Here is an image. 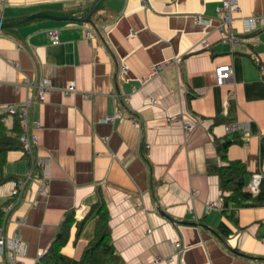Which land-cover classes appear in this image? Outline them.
Masks as SVG:
<instances>
[{
	"label": "crops",
	"instance_id": "obj_1",
	"mask_svg": "<svg viewBox=\"0 0 264 264\" xmlns=\"http://www.w3.org/2000/svg\"><path fill=\"white\" fill-rule=\"evenodd\" d=\"M94 1L0 0V23L39 12L79 18ZM238 3L233 27L243 40L235 44L222 42L217 30L220 0H101L89 21L39 17L0 29L6 133L12 135L18 117L3 109L25 100L23 81L43 78L50 85L45 100L28 110L39 123L36 154L48 165L47 189L39 191L43 173L35 168L4 223L5 236L17 235L26 246L18 262L35 264L72 213L61 253L78 259L95 219L75 236L76 222L100 200L120 264L264 262V204H232L230 220L209 172L223 164L216 143L227 141V159L245 167L243 189L253 173L264 180V28L247 33L240 19L264 14V0ZM50 29L59 31L55 44ZM163 61L171 64L152 77L151 65ZM221 64L233 73L217 86L213 69ZM115 112L120 116L105 120ZM197 118L201 124L185 133L182 122ZM232 122H247L249 135L225 133L223 125ZM4 160L0 207L12 202L29 167L21 147ZM6 259L0 251V264Z\"/></svg>",
	"mask_w": 264,
	"mask_h": 264
},
{
	"label": "built area",
	"instance_id": "obj_2",
	"mask_svg": "<svg viewBox=\"0 0 264 264\" xmlns=\"http://www.w3.org/2000/svg\"><path fill=\"white\" fill-rule=\"evenodd\" d=\"M218 13L221 14V20L218 24L217 30L221 36L222 42H228L230 44H235L242 41L243 38L235 33L233 22L234 15L240 12V5L238 0H220V5L216 9ZM243 23V28L247 33L256 31L259 28H264V14H252L249 16H244L240 18ZM197 20L202 21L200 17ZM47 36L51 44H55L59 38V31L56 29H50L47 31ZM89 37V33L86 34ZM206 46V44H204ZM179 58L177 57L173 62H177ZM171 64V61H163L162 63H156L151 65L150 72L151 76L155 77L159 75L164 69H166ZM121 70L124 72L125 67L123 66ZM215 77V85L220 86L231 80L233 69L230 64L217 65L213 69ZM24 87L27 89V96L25 100L19 105L8 104L4 106V112L9 115H16L18 117V124L20 127L19 132V143L21 151L26 155L29 167L25 174L16 181L13 190L14 199L12 202L6 204L3 208L2 220L0 222V251H5L7 253V263L8 264H21L17 261L18 257L24 256L26 252V246L22 239L15 235L11 237H6L4 234V223L8 218L10 211L19 202L22 193L27 185V183L32 179L33 171L35 168L40 169L43 175L39 180V191L45 192L47 189V162L41 159L36 154L37 139L34 134V129L38 127L39 123L37 121H31L28 117V110L33 101L38 100L40 102L45 100L46 94L49 91V83L46 79H39L34 82L32 80L23 81ZM67 91H73L74 87L72 84H68L66 87ZM34 92V93H33ZM150 102L154 103L155 99L151 98ZM120 114L115 112L113 115L107 116L106 121H111ZM201 124V119H188L182 122V128L185 133H191L196 126ZM223 130L225 133H233L236 131H241L243 136H248V126L247 122H232L223 125ZM245 143V142H244ZM263 175L260 173H253L250 177L249 182L246 185V191L252 195H256L259 191V184ZM211 206V205H209ZM80 215V214H79ZM17 222L21 224L22 219H18ZM174 250L176 254H181L183 247L180 241L177 239L174 241ZM41 252L37 253L39 257ZM259 264H264L259 263Z\"/></svg>",
	"mask_w": 264,
	"mask_h": 264
},
{
	"label": "trees",
	"instance_id": "obj_3",
	"mask_svg": "<svg viewBox=\"0 0 264 264\" xmlns=\"http://www.w3.org/2000/svg\"><path fill=\"white\" fill-rule=\"evenodd\" d=\"M18 120L12 129V135L6 133L3 123L0 119V183L7 180L3 175L4 156L8 150L20 148L19 126ZM227 142V141H226ZM227 144L216 143V152L223 164L213 165L209 168V172L214 173L218 178V188L220 191V199L222 210L230 220H233V212L227 207L230 205L241 206H259L264 204V180L259 185V191L256 195H252L243 189L246 174L245 167L242 162L237 160H228L226 157ZM264 151V144L261 146V152ZM14 198V195L11 199ZM10 203L7 200L0 207V222L2 220V208ZM91 219H95V227L92 238L83 248L78 259L70 258L61 253V247L67 240V233L71 223L74 222L73 213L68 214L63 223L55 234V237L49 244L46 251L41 253L35 264H120L121 259L114 246L111 243L110 227L108 224V211L103 201H99L90 206L83 214V217L76 222V233L81 229L83 224Z\"/></svg>",
	"mask_w": 264,
	"mask_h": 264
},
{
	"label": "water",
	"instance_id": "obj_4",
	"mask_svg": "<svg viewBox=\"0 0 264 264\" xmlns=\"http://www.w3.org/2000/svg\"><path fill=\"white\" fill-rule=\"evenodd\" d=\"M101 0H95L91 6L89 7V9L86 11V13L79 18H71V17H63V16H55V15H51L48 13H43V12H39V13H34L28 16H24L18 19H15L13 21L10 22H6V23H0V29L1 28H5V27H10V26H14L17 25L21 22L27 21L29 19L32 18H39V17H43V18H50V19H54V20H76V21H89V17L92 14V12L96 9V7L98 6V4L100 3ZM227 142H224L223 145H226ZM171 220V219H170Z\"/></svg>",
	"mask_w": 264,
	"mask_h": 264
}]
</instances>
